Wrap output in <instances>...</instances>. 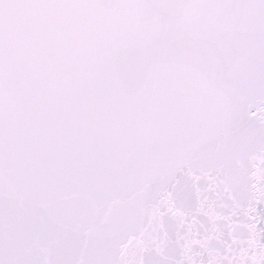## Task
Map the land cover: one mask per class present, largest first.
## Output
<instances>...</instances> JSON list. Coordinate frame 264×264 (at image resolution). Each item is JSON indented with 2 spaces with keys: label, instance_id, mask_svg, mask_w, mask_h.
Returning <instances> with one entry per match:
<instances>
[{
  "label": "snow or ice",
  "instance_id": "snow-or-ice-1",
  "mask_svg": "<svg viewBox=\"0 0 264 264\" xmlns=\"http://www.w3.org/2000/svg\"><path fill=\"white\" fill-rule=\"evenodd\" d=\"M0 264H264V0H0Z\"/></svg>",
  "mask_w": 264,
  "mask_h": 264
}]
</instances>
